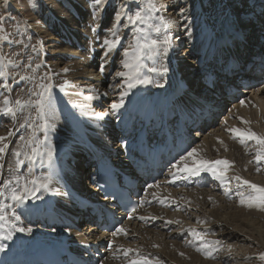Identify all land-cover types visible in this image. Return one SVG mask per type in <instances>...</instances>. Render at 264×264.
<instances>
[{"label":"bare ground","instance_id":"1","mask_svg":"<svg viewBox=\"0 0 264 264\" xmlns=\"http://www.w3.org/2000/svg\"><path fill=\"white\" fill-rule=\"evenodd\" d=\"M89 1L94 9H89V13L80 8L81 5H86L85 0H76V5L70 3L73 10L70 8L68 12L74 20L63 18L65 10L59 8L57 0L47 1V8L59 11L47 14L46 24L35 27V36L49 50L48 53L43 52L51 74L52 96L55 101L54 117L48 121L55 126L50 127L49 132L62 144L51 148V162H48L45 153L35 163L21 165L23 169L25 166L24 170H21V166L19 170L15 168L14 153L26 151L19 140L15 141L7 154L5 151V155L0 156V206L9 219L14 212L20 216L18 226L32 229L30 233L13 230L12 239H0V245H4L3 251H0V264H35L33 255L41 243L52 240H66L78 252L90 251L88 244L98 248L100 245L105 258L98 264H130L132 260L140 258H147L153 264L157 260L160 264H238L230 257L233 254L230 253L232 246L229 242L234 240L237 243L236 239L246 242L250 238L256 246L264 248L263 223L258 218L252 219L247 212L244 217L240 216L244 211L236 212V207L231 205V201L237 198L233 194L238 193V181L233 177L240 176L243 180L264 187V178L260 174L264 160L259 163L256 161L253 165L251 157L246 156L247 160L243 161L240 154L247 152L245 145H241L238 138L233 139L227 131L230 128H250L253 132L264 135V40L262 43L259 41L260 37L264 38V35H260L264 31V0H154L160 11L151 13L154 15L151 16L150 23L158 24L159 16H164L170 23L167 29L161 28L159 34L147 28L148 36L161 40L167 36L170 40L169 50L167 55H145L142 59L144 67L140 71L146 77L149 74L144 72L151 67H164L167 72L163 75L155 72V79L160 80L159 85L162 86H155L156 82L152 77L150 86L138 84L129 91L124 97V106L115 113L110 107L99 108L97 104L104 101L103 104L108 106L119 100L123 78L117 77L115 73L124 70L121 62L129 44L122 45V40L107 56V49L102 44L95 56L103 58L101 65L107 72H101L83 59L82 43L85 40L76 25L84 24L88 27L89 24L94 26L99 23L100 44L105 39L112 38V33L106 34L105 30L114 25L109 22L110 10H99L95 0ZM120 1L135 9L143 7L141 0ZM243 6L247 7L245 10L248 12L241 10ZM94 13L100 18L94 19ZM55 15H59V20ZM89 17L91 20H88ZM81 29H84L83 25ZM252 33H255V43L249 40ZM118 34L122 35V32ZM226 37L229 39L222 42L219 49H213V45ZM230 39L235 40L234 45L229 44ZM160 51L162 53V48ZM238 67L241 71L234 72L233 69ZM108 73L112 77L107 79ZM232 73L235 74L234 77L228 78L227 75ZM191 74L194 75V81L189 85L185 78ZM213 78L216 79L214 83ZM247 78L248 81L253 79L256 82H248L251 87H241L240 84ZM65 81L68 83L65 84ZM257 82L260 83L257 85ZM212 87H215L213 91ZM7 93L4 90V94ZM241 100L245 102L243 106ZM3 104L4 100H1L0 109L4 107ZM11 105H15L14 100L9 102L8 106ZM101 112L108 114L103 119H97L95 114ZM160 112L164 117V124L170 125L168 128L163 125L162 131L170 127L182 130L177 123L181 119L185 126L190 122V126L195 129V133L190 134L191 138L185 134L182 136L181 141L187 146H182L185 150L177 161L195 148L198 157L232 162L225 173L224 184L221 185L210 173H201L187 179L183 178L184 173H178L177 178L171 174L175 171L172 168L143 192L137 211L122 218L120 228H124L127 234L101 235L95 231V227L86 224L82 228L79 218L82 217V199L84 194L87 195L83 191L89 194L93 191L90 188L91 177H87L90 170L84 167L92 157L91 152L101 153L105 158L110 156L112 162H116L119 155L128 159L130 150L143 143L144 139L155 141L151 134L156 128L152 118ZM220 114L222 123L216 122V117ZM12 116L0 112V136H6L13 127L15 130L12 133L20 129L21 126H14L18 118ZM238 117L249 123H242ZM206 120L210 121L207 123ZM73 121L76 127H81L80 130L76 129ZM38 129L37 131H41ZM158 132L157 129L156 133ZM73 140L82 141L83 144L74 147ZM251 142L247 141L246 144ZM96 144H99L98 148L102 146L100 152L94 148ZM40 146L43 151L47 148L45 144ZM257 164L262 165L259 172L256 170ZM13 176L46 181L48 190L41 188L24 205H17L10 199L9 189L6 187ZM230 182H234L231 187ZM208 185L209 188L206 189ZM225 187L230 190L229 194L233 190L232 197L229 195L231 198L224 195ZM35 209L42 213L38 222L32 217ZM198 220L206 222L199 223ZM189 228L196 229L205 240L219 241V251L206 250L210 251L208 256L197 252L188 243L193 239L185 231ZM79 229L81 230L78 231ZM4 232V229H0V235ZM196 244L199 246L200 241L197 240ZM124 249L133 251L126 257ZM244 253L234 254L237 259H241Z\"/></svg>","mask_w":264,"mask_h":264},{"label":"snow or ice","instance_id":"2","mask_svg":"<svg viewBox=\"0 0 264 264\" xmlns=\"http://www.w3.org/2000/svg\"><path fill=\"white\" fill-rule=\"evenodd\" d=\"M95 4L97 6H103L105 5V0H95ZM137 7L139 8V5ZM159 11L160 8L157 7L156 3H154V0H146V10H136L133 12L131 8H129V12L131 14L127 15V24L133 26L146 25L149 29L159 34L161 32V28L167 29L170 23V21L166 20L164 16L157 17L159 21L158 24L150 23L152 19L151 13ZM124 14V8H120L117 10L114 16L112 38L105 39L103 44V47L107 49L105 56H107V54L115 49L121 42V37L118 34L120 30L119 23L121 16H123ZM93 15L94 19L100 18L97 13H94ZM5 19L6 18L4 16H0V22L5 21ZM95 30L96 29H93V31ZM135 31L140 35L133 36V42L129 44L128 49H126L123 53L125 58L122 60L121 64L124 70L117 71L115 73L117 77L123 78V87L120 92L119 100L113 102L110 105V109L113 113L117 112L124 106V97L128 95L129 91L136 88L138 84L152 83V81L148 77L141 75L140 70L144 67L142 63L143 57L145 55L151 57L168 54L170 40L167 36H164L162 40L159 38H149L145 34V27H137ZM0 40L8 41L9 37L7 35L0 36ZM161 48L162 53L160 51ZM3 65L4 61L2 58H0V77H4L6 75ZM64 71H67V69H65ZM100 71H103V65L100 66ZM149 71L158 72L160 75H163L167 72V68L161 67L158 69L156 67H151L149 68ZM21 79L24 78L21 77ZM48 79L49 82L40 83L37 85L39 91L32 92V95L38 97L34 102L22 101L21 99H17L15 101V107H9V101L5 100L4 108L0 109V112H2L4 115L11 114L14 116L17 109H22L28 103H35L38 117L43 121V123L40 124L39 127L42 131L45 132V140L47 139V130L50 127L55 126L54 124H50L48 122L54 117L55 103L54 97L52 96L53 84L50 82V78ZM67 83L68 82L65 81V84ZM157 86L159 87L162 85L157 84ZM117 87H120V85H117ZM240 103L243 106L245 102L241 100ZM107 114L108 113L106 112H101L96 113L95 115L97 119H103V117ZM238 119H240L242 123H249L242 117H238ZM28 126L31 127V125ZM21 127L23 128L24 125L22 124ZM227 131L231 133L233 139L238 138L241 145H246L247 141H254L257 145L255 156L257 163L264 160V135H259L253 132L250 128H230L227 129ZM12 134V131L9 130L6 136H0V156L5 153L8 147L5 141ZM218 142L223 144V141H220L219 139ZM25 143L31 147V151H16L14 153L15 168L17 170H19L21 165L25 164V161H27L29 164H33L35 163L38 156L43 157L44 155L39 150L40 144L44 143V141H37L35 144H33L32 137H29V139ZM225 150L227 149L225 148ZM21 156H23L24 158L21 159ZM46 156L48 162H51L52 152L50 149L47 151ZM189 161H191V164H189ZM231 164L232 162L228 160L212 161L207 160L203 157H198L197 149L193 148L191 149V151H188L186 155L181 156L180 160L172 166L175 171L171 174L179 178L178 173H184L185 175L183 178L187 179L190 176H199L201 173H210L216 180H219L221 182V185H223L225 180V173L227 172ZM256 170L259 172L260 168L257 167ZM233 179L238 181V187L247 185L248 189L251 190L247 196H245L243 192L237 193V195L240 197V204L245 205L249 208L255 207L258 210L264 211V187H260L257 184L250 183L247 180H243L240 176H235L233 177ZM13 184L15 186H12ZM6 187H8L9 189L10 199L17 205H24L29 199L35 197L36 193L41 188L47 191L49 186L46 181H38L36 178L25 179L20 176H13V179L7 182ZM150 187L152 186L150 185ZM224 195L229 196V189L227 187L224 188ZM229 198L231 197L229 196ZM161 203H163V201H161ZM133 211H135V209H133ZM19 219L20 216L16 215L15 212L12 214L11 219H9V217L4 214L3 207L0 206V229L5 230L4 234L0 235V239H12L13 230L22 233H30L32 231L30 227L26 228L18 226L17 221H19ZM141 219H143V217ZM153 219H155V217H153ZM198 222L205 223L206 221L198 220ZM168 223H179V221H168ZM185 231L193 237V239L191 241H188V243L191 247L195 248L197 252H201L202 254L208 256L210 255V251L206 250L219 251V248L217 247L219 241L205 240L203 238V235L196 229L189 228L185 229ZM118 234H127V232L124 228H117L116 231L113 232V236ZM197 240L200 241L199 246H197L196 244ZM153 247H156V245H153ZM3 249L4 245H0V251H3ZM123 251L124 255L127 257L128 253L133 250L124 249ZM181 255H183V253H181ZM259 258L261 260H264V253H261ZM130 264H153V262L151 260H148L147 258H140L132 260ZM156 264H160V261L157 260Z\"/></svg>","mask_w":264,"mask_h":264},{"label":"rangeland","instance_id":"3","mask_svg":"<svg viewBox=\"0 0 264 264\" xmlns=\"http://www.w3.org/2000/svg\"><path fill=\"white\" fill-rule=\"evenodd\" d=\"M47 1L49 2L50 0H6V2H4V3H2L0 0V16H4L6 18L5 21L0 22V36L7 35L9 37L8 41L0 40V58H2L4 61L3 68H4V71L6 73V75L4 77H0V81H1L0 84H2V85H0V103H1V100H4V101L7 100L9 102L14 100V102H15L16 99H21L22 101H31L32 100V102H33L38 98L37 96L32 95L33 91H39L37 85L40 83H44V82L47 83L49 81V79H48L49 76H50V81H51V74L49 73L48 67L46 65V64H48V62L44 61V56H43L44 53H48L49 50L47 49V46L43 45V43H41L40 40L37 38V36H35V34H34V32H36V30H37L35 28L36 26H38V27L44 26V24H46V22L48 21V19L46 18L47 14H56L59 11L56 8L55 9L47 8V5H46ZM141 1H142V3H141ZM141 1H139V3H141V5H143V7L140 10H146V6H144V5H146V0H141ZM85 2H86V5H81L80 8H82V11H87V13H89V9H93V8H92L89 0H85ZM57 3L59 4V8H63L65 10L64 15H63L64 17L63 16L62 17L63 18H71L72 20H74V18L72 17L70 12H68V10H70L72 4L76 5V0H57ZM70 3H72L71 6H70ZM243 5H244V3H243ZM12 6H13V9H11ZM228 6H229V4H228ZM51 8H53V7H51ZM94 8L97 9V7H94ZM120 8H124V13H125L123 16H121L120 23H119V29H120L119 32H122V35H120L121 42L123 40L122 45L125 46V43L130 44L131 40L133 39V36L140 35L139 33L135 32V29L137 27H145V34L147 36L149 35L148 30H147L148 27L146 25L133 26V25L127 24V15L131 14L129 12V8H131V10L133 12L136 10H139V9L132 8L131 5L124 3L123 1H120V0H105V5L98 6L99 10H102V11L110 10L108 17L110 18L109 22H112V25L114 24V16H115L117 10ZM246 8H245V6H243V9H241V10H243V12H245V11L248 12V10H245ZM71 10H73V9L71 8ZM153 15L151 14V16H153ZM34 17H37V18L33 19ZM54 17H56V15ZM57 17H59V15ZM57 20H59V19L57 18ZM88 20H91L90 17ZM82 25H83L84 29H81ZM76 27H78L79 30H81V33L83 34L82 37H84V40H85L84 43H82V47H83L82 53L84 56L83 59L86 60L88 62V64H90V66L92 65V66L100 69L101 64H103V63H101L103 58L102 57L96 58V56H95L98 53V51L101 49L102 44L104 43V42H102L100 44V41L98 40V33H99L98 29L100 28L99 23H98V25L95 24L94 26H93V24L92 25L89 24L88 27H85L84 24H81V25L78 24V26L76 25ZM111 28L112 27L107 28L105 30V33L106 34L112 33L111 30L113 28L112 29ZM123 28H125V29L123 30ZM93 29H96V30L93 31ZM59 32H61V30H59ZM123 35H125L126 38L125 37L123 38ZM253 36H255V33H252L251 36H249L250 37L249 40H251L252 42L255 43V38H253ZM149 38H151V37H149ZM156 38H158V37H156ZM101 39H103V38H101ZM62 44H63V42H62ZM44 46L46 48H44ZM103 71L107 72L105 70V68H103ZM144 73L147 75L149 74L148 77H150L149 78L150 80H153V79L155 80V82H156L155 86H157V84H159L160 80L155 79V76H156L155 72L154 73L150 72L148 69ZM151 74H152V76H151ZM110 76H111L110 73H108L106 75V78L108 79V78H110ZM21 77H23L24 79H21ZM152 77H153V79H152ZM189 77H186L185 80H188V84L190 85L194 81V75L191 74ZM144 85L150 86V83L144 84ZM214 89H215V87L213 88V90ZM4 90L7 91L8 93L4 94ZM99 102L100 103L97 104V106H99V108L109 109L110 105L107 106L106 104H103L104 101H102V102L99 101ZM102 105H104V106H102ZM14 106L15 105H11V107H14ZM25 106L22 109H20L21 111L19 109H17L16 114L14 116L11 115L14 118L15 117L18 118L17 123L14 126L18 125L20 127L23 124L24 127L23 128L20 127L21 130L20 129L16 130L15 132H13L14 135L12 134L11 136H9L7 138L5 143L8 144V147L6 149L5 154L8 153V151L11 149L12 145L14 143L18 142V140H19V142H22V146L26 149V151L30 152L31 147L25 143L29 139V137H33L32 138L33 144H35L37 142V141H35L37 139H39L40 141H44V143H42V144H45L47 146L46 150L43 151L41 146L39 147L40 152L43 154L47 153V151L49 149L51 150V148L55 147L56 145H61L62 144L61 141L60 140L57 141L54 138V135L49 132V129L47 130V139L45 140V132L42 131L39 127V125L42 124L43 121L40 120L38 117L35 103H31V104L28 103ZM25 108L28 110H26ZM22 110L25 112L27 111V113L22 112ZM26 114H28V115H26ZM217 116L218 117H216V122H221L222 121L221 120V114L217 115ZM21 118H23V119H21ZM36 119L39 121H37ZM36 121H37V123H36ZM28 125H31L32 128L29 127ZM37 129L41 130V131H37ZM14 130H15V127L12 128V131H14ZM52 143H56V144H52ZM256 149H257V145L255 144L254 141L246 144L245 150L247 152H245L244 154L242 152L240 154V156L243 158V161H246L247 160L246 156H249V158L251 157V163H253V165H255ZM242 155H244V156H242ZM53 156L55 157V153H53ZM41 158L42 157H40V156L37 157L38 160H40ZM25 164H28V162L25 161ZM239 165L241 166V164H239ZM261 166H262L261 164H257V167L261 168ZM24 169H25V166H24ZM24 169H23V166H21V170H24ZM26 170H28L27 167H26ZM260 174H261V177L264 178V163H263V167L261 168ZM231 184L234 185V182H230V185H229L230 187L232 186ZM253 184H255V183H253ZM191 186H194V185L191 184ZM262 186H264V185H262ZM208 188H209V185L207 186L206 189H208ZM211 189H212V186L210 187V190H209L210 192H211ZM236 190H238V192H243L245 196H247L249 194V192L251 191L250 189H248L247 185H244L242 187H237ZM232 194H233V190H231V193L229 195H231V197H232ZM233 195L234 196L236 195L237 198L235 197L236 199H233L231 201V202H233L231 204L232 207H236V208H234L236 210V212L239 210L244 211V213H241L240 216L244 217L245 212H247L252 219L258 218L259 222H262L264 225V211L258 210L255 207L249 208L245 205H241L239 202L240 197L237 195V193L233 194ZM37 225H39V224L37 223ZM80 230L81 229H79L78 231H80ZM236 240H237V243L233 242L234 240L232 242H229L232 246L230 253L233 254L230 257L234 258V262L237 261L238 264H264V260H261L259 258L260 254L264 253V248L256 246L254 243H252L250 241V238L247 239L246 242H244L243 240H238V239H236ZM222 242H223V240H222ZM237 247H240L239 249H241V250H239V249L237 250ZM237 251H238V253H237ZM239 252H245L241 259H237V256H236V254L238 255ZM234 253H236V254H234Z\"/></svg>","mask_w":264,"mask_h":264}]
</instances>
